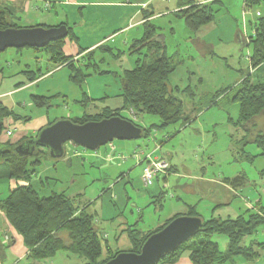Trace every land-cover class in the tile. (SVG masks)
Segmentation results:
<instances>
[{"label": "crops", "instance_id": "obj_1", "mask_svg": "<svg viewBox=\"0 0 264 264\" xmlns=\"http://www.w3.org/2000/svg\"><path fill=\"white\" fill-rule=\"evenodd\" d=\"M45 1L51 2L50 8L44 6ZM183 1L184 0H74L71 3H63L59 0H0V10L5 11L11 22H16L18 24L21 22L22 25H20L23 27H51L59 25L60 23H65L67 27L71 28L72 36L71 38L66 37L64 39L62 51L65 56L70 58L72 61L71 66H73L59 65L56 66V68L47 65L45 68L40 67L17 70L10 73L9 76H3L0 71V82L4 78L10 81L9 85L5 88H0V101L16 115L20 116L19 119H14L11 116L4 118L3 122L5 129L11 131L10 136L14 134L15 129H18V131L13 139H8L10 136L2 132L0 135V142L9 140L13 143L23 137L33 136L48 122L58 118H51L49 109L36 107L31 101V96H48L36 93V87L41 79L52 78L61 71V67L69 68V73H63L65 79L68 81H70V73H72L73 68L78 69L80 73L88 74V76L84 77L81 84L76 85L73 83L80 94V96L78 95L79 98H75L74 100L80 111L79 116L84 113H99L105 108L109 110L121 108L123 106L122 78L120 83L111 86L104 79L107 78L110 73H124V71L132 69L136 59L139 57L137 56L135 60H132V56L140 53H131L130 48L134 41L142 36V25L146 20H150L157 27L162 40L167 42V35L174 38L175 29H167L163 34L157 20L176 14L181 8ZM162 2H165V4H160ZM242 2L243 0H205L203 3L210 6L213 10L211 21L201 26L196 32L190 31V29L185 26L187 28L186 31H183L185 32V40L190 39L193 47H189V53L185 57H176L177 51L173 52V54H169L174 57L177 64L173 72L168 76V80H173L174 82L172 88L173 94L183 101V103L186 99H189L192 101V105L196 106L206 101L204 103V108L206 110L213 107L217 108V104L208 102L211 94L223 90L225 91L224 93H227L231 88L238 85L248 73H251L254 77V74H256L255 72H264V64L257 68L251 67L248 58L250 49L247 56L244 57L245 60L242 58V52L239 55L240 61L247 62V70L245 72L241 67L237 66V68H235L236 66L229 63L230 60L228 57L232 56L229 47L235 45L240 47L241 50L243 47H248L250 37L254 34V24L259 18L264 17V1L260 0L258 3L250 4L247 13H243L242 9L240 14L239 10L241 9ZM229 9L238 10V16L236 18L229 16ZM144 13H146V15L151 13V16L145 18ZM222 14L228 18V23L227 26L217 34V37H215L209 30H212L213 27L220 30V28L218 29L216 18ZM188 34L190 35L188 36ZM98 49L111 57V60L115 64V69H101L98 67L101 63L106 61L104 56L99 58L100 56L97 57V55H95ZM91 51H94V54L92 57L88 58L87 55ZM119 52L122 53L116 55ZM141 52L144 53L145 51L143 50ZM46 60L48 61V58ZM123 62H125L126 65H122ZM31 73L45 74L33 81H29L27 77L32 76ZM91 73L94 75L97 74L98 78L93 79ZM258 74H260L257 75L259 79L264 75V73ZM195 93L199 95L197 102L194 101ZM181 97H183V99ZM4 98H7L8 104L3 100ZM112 98L116 99V102L111 101ZM109 101L113 103L110 102L111 104L108 105L107 103H109ZM32 106L33 108L31 109ZM17 109H28L33 114L22 115ZM219 109H221V107ZM124 111L127 113L125 116L126 118L141 125L138 122V114L134 109L132 111L129 107L124 109L123 112ZM130 111H132L133 114L130 113ZM190 113L191 112L187 111V115ZM23 116H27L26 121L23 120ZM66 117L72 118L70 116ZM237 119L233 120L228 117L226 122H223L222 125H225L226 130L231 132L230 139L232 143L234 142V138L237 139L236 141L238 142L239 140L241 142L243 141L245 135H243L242 130L244 128L250 133L254 131L252 143H255L254 146H256L258 150L251 153L244 148L241 152V156L245 155L243 159L248 160V165L253 168V163L257 159L264 158V111L242 126L237 124ZM189 122H191V120L182 123L179 129ZM193 123L194 122H192V124ZM176 124L172 126L174 127ZM242 127L244 128L242 129ZM166 128H158V130L162 132L163 129ZM146 131L147 133L144 137H148L149 130ZM176 131L177 130H175V132ZM163 134L168 138L170 137V139L167 141L168 143L166 142L167 144L164 143V150L162 151V146L160 153H154V155L166 161L168 165L167 173L156 175L154 181H166L168 177L172 176L174 186H172V194H169L168 198L175 197L177 202L170 205V211L163 217L158 213L157 216L152 219V227L150 226L143 232H140L141 234L156 229L176 214H187L189 208H193L202 219H205L203 215H208L207 219L216 218L225 220L228 218L234 219L245 210L256 212L258 211L257 205L259 203L264 205V194L263 196L262 194L256 195L255 190L257 187L254 188V184H251L254 183V180L249 178L244 169L239 171L236 167V169L230 170L227 174H222L224 172H220L218 175L212 173L207 174V170L205 166H203L202 161L199 160L198 162L196 158H189L182 155L177 149L178 146L168 147L167 145L173 142L171 141V135L169 132H163ZM260 135H263L262 139L257 137ZM154 139H156V136ZM257 139H261L263 143L260 144ZM247 143H249V141H246L245 144ZM112 145L115 150H118L119 147L116 144L112 143ZM108 147L110 148L109 145ZM228 147L231 151V155L225 158L226 163H233L234 159V162L238 163L237 156H234V146L228 144ZM74 154L79 153L76 152ZM85 155H87V157L98 158V152H86ZM64 156L65 155H63L61 159L65 158ZM209 157L208 154L207 163L212 165V162L209 161L214 159V155L211 156V158ZM121 158V155L115 153V162L124 159ZM144 163L145 160L139 163L136 161V164L139 165V167L141 166V170ZM242 163L245 164V162ZM253 169L257 174V180H259L261 176H264V166H260V163L257 168ZM46 170H48V168H46ZM33 176L34 179H36V174ZM123 176H125V174H120L121 178ZM262 179L264 180V177ZM45 183L47 185L48 180H45ZM26 184H28V181L22 179L0 180V195L4 197L17 185ZM40 184L44 186V182L40 181ZM163 186H166V184L163 183L161 188H163ZM261 192L264 193V188L261 189ZM58 193H60V191ZM62 193L64 192L62 191ZM159 194L160 196L162 195V193ZM79 196L70 195L68 197H72L74 201H77ZM150 198L153 199L154 196L151 195ZM158 199L159 204L157 206L159 208L158 210L161 211L164 206L160 203V197ZM252 199H254V202H252ZM152 203L156 202L154 201ZM140 221L141 219L135 220L129 227L136 229ZM262 228L263 229L259 231V235L264 233V226ZM255 232L253 234H255ZM214 235L217 239L222 241V245L225 247L223 250L222 248L220 249V247L219 249L221 251H226L228 243L226 236L220 234ZM257 242L260 241L249 240L245 243L242 240L243 245H252L253 250L258 252L259 247ZM28 253L29 249L24 245L22 236L8 223L4 213L0 209V264H15L18 260L19 262L26 260V264H31V258H28ZM259 258L261 257L258 256L254 259L246 260L241 257L237 260L240 261L239 264L254 262L257 264ZM181 261H184L186 264H192L189 259L188 251L183 252L179 262L173 264H180Z\"/></svg>", "mask_w": 264, "mask_h": 264}, {"label": "rangeland", "instance_id": "obj_2", "mask_svg": "<svg viewBox=\"0 0 264 264\" xmlns=\"http://www.w3.org/2000/svg\"><path fill=\"white\" fill-rule=\"evenodd\" d=\"M160 4H165V2ZM241 10L242 5L241 9L239 10L240 14ZM229 13V16L234 18L238 16V10L229 9ZM177 15L179 14L177 13L170 17L159 18L157 21L163 34L164 31H167V29H175L174 38L167 35V42L165 41L166 54H173V52L177 51L176 57H185L189 53V47H193V44L190 39L185 40V32L183 31H186L187 28L185 27L184 19ZM216 22L218 24V29L220 28V30H217L216 27H213L212 30H209V32H211V34L215 37H217V34H219L222 29L227 26L228 18L222 14L217 16ZM20 24L22 25L21 22ZM189 35L190 34H188V36ZM229 49H231L230 53L232 54L231 57H228L230 60L229 63L233 66H236L235 68H237V66L241 67L245 72L247 70V62L240 61L239 55L242 52V58L245 60L244 57H246L247 53L249 52V46L243 47L241 50L240 47L234 45L233 47H229ZM103 54L104 53L99 51V49L95 52L97 57L100 56L99 58H101L104 56L106 59V61L101 63L98 67L101 69H115V64L111 60V57L106 53L104 55ZM137 56L142 57L143 53L140 52L138 55H133L132 60H135ZM47 57V53L38 49L35 50L29 47L7 48L0 54V71L2 72L3 76H9L10 73L17 70L35 69L40 67L45 68L47 65L56 67V65L46 60ZM122 65H126V63L123 62ZM61 68V71L55 74L52 78L41 79L38 86L36 87V93L49 96L47 103L50 105L49 114L51 118H59L61 116L63 118H68L66 116L76 118L79 116L80 111L74 100L75 98L78 99L80 94L76 86H74L72 82L66 80L65 76L63 75V73H69V68ZM255 73L256 74H254V77L257 78V75H260L258 73L263 72ZM91 75H93V79L98 78L97 74L94 75L91 73ZM122 77L123 76L121 72L110 73V75L104 80L111 86L113 84L120 83ZM260 78H264V75ZM9 83L10 81L4 78L0 82V88H5L7 85H9ZM168 84L172 89L174 84L173 80H168ZM195 94L194 101L197 102L199 95L197 93ZM181 98L183 99V97ZM113 99L114 98H112L111 101L116 102V99ZM3 100L8 104L7 98H4ZM111 101H109L107 104L110 105L113 103ZM191 102L192 101L189 99H186L184 102L186 120L183 119L174 127L170 126L166 129H163L162 132L158 130L159 127L156 125L159 122V119L156 115L137 112L139 117L138 122L141 124L140 126L145 130H149L148 137L141 135L137 139L113 140L100 146L96 150L75 146L71 142H67L68 144L65 147L69 146L70 149L67 151V154H64L65 158L55 161L49 156L46 157L38 169H36V179H34L33 176L30 184L34 186L40 195L43 196H48L52 192L59 191H63L67 196L81 195L77 201H74L73 199L72 200L74 205L77 207L82 208L83 206L87 205V212L93 216V221L95 224H97V227L100 230V239L102 245V253L100 258L107 256V247L112 252L116 253L121 251H130L133 246L129 237V230H135L136 232L139 231L138 233L141 235L140 232H143L150 226L152 227V219H154L158 213L161 217H163L170 211V205L177 202L175 197L168 198V195L172 194V186H174L172 182V176L168 177L166 181L159 180L156 182L157 180H153V183L146 187L141 181V166L139 167V165L136 164V161L139 163L141 159H144L147 153L153 150H155L154 153L156 154L160 153V149L164 143L170 139V137H166L163 132H169L171 135V141L173 142L168 144V147L178 146L177 149L182 155L189 158H196L198 162L199 160L202 161L203 166H205V169L207 170V174L212 173L218 175L220 172H224L222 174H227L230 170L236 169V167L239 169V171L244 169L249 178L254 180V183L251 184H254V188L257 187L255 190L256 195L258 196V194H262L263 196L264 193L261 192V189L264 188V180L262 179L264 176H261L260 179L257 180V174L254 172L253 168H257L259 163L260 166H264V158L257 159L253 163V168H251V166L248 165V160L243 159L245 155L241 156V152L244 148L251 153L258 150V148L254 146L255 143H252L254 131L250 133L247 132L244 127H242V129L244 128L242 133L245 135L243 141L241 142L239 140L238 142L236 141L237 139L234 138V142L232 143L230 139L231 132L226 130L225 125H222L223 122H226L228 117L233 120L238 118L237 103L231 102L227 98L221 100L220 105H217L223 110L219 109L218 107H213L209 110H206L204 108V103H200L195 106L192 105ZM32 108L33 106L31 109ZM123 110L124 109L121 110L120 114L121 116L125 117L127 113L125 111L123 112ZM131 110L133 111V108H131ZM17 111L22 115L33 114L28 109H17ZM132 111H130V113L133 114ZM187 111L191 113L187 115ZM190 120L191 122L179 129V126L182 123L188 122ZM192 122L194 123L192 124ZM175 130L177 131L175 132ZM17 131L18 129H15L14 134L8 137V139H13ZM155 136L156 139H154ZM234 136L238 137L237 135ZM245 141H249V143L245 144ZM112 143L119 147L118 150L114 149ZM228 144L234 146V156H237L238 163L234 162L235 159L233 160V163H226L225 158L231 155ZM41 149L42 151L45 150L43 147H41ZM163 150L164 146L162 148V151ZM76 152L79 154H74ZM86 152H98V158L87 157V155H85ZM115 153H118L124 159L121 158L122 160H117L115 162ZM208 154L210 156L209 158L214 155V159L209 161L212 162V165L207 163ZM242 162H245V164ZM46 168H48V170H46ZM165 173H167V169L163 174ZM120 174H125V176L121 178ZM45 180H48L47 185ZM40 181L44 182V186L40 184ZM163 183L166 184V186H163L164 189L161 188ZM159 193H162V195L160 196ZM151 195L154 196L153 199L150 198ZM159 197L161 200L160 203L164 206L163 210L161 211L158 210L159 208L157 206L159 204ZM253 200L254 199H252V202H254ZM154 201L156 203H152ZM203 216L205 218L204 220L207 221L208 215ZM137 219H141L138 227L136 229L129 227V225L133 224V222ZM263 226H260V228L258 227L255 234L245 236L243 241L245 243L249 240H259L260 242L264 241V233L259 235V231L263 229ZM64 233L65 232H62L63 235ZM207 238L217 242L220 249H225V247L222 245V241L217 239L214 234H209ZM181 255L182 253L177 259H175L174 262L165 260L160 261L158 264L178 263ZM228 257L229 258L226 259L222 264H239L240 261L237 259H240L241 256ZM260 257L261 258H259L257 264H264V252H262ZM30 263L84 264L86 263V260L73 253L59 251L51 258L40 261L31 259ZM15 264H26V260H22L20 262L18 260ZM180 264L186 263L181 261ZM248 264H256V262Z\"/></svg>", "mask_w": 264, "mask_h": 264}, {"label": "trees", "instance_id": "obj_3", "mask_svg": "<svg viewBox=\"0 0 264 264\" xmlns=\"http://www.w3.org/2000/svg\"><path fill=\"white\" fill-rule=\"evenodd\" d=\"M259 1L248 0L247 3L249 6ZM177 13L179 14L177 16L184 19L185 26L193 32L211 21L213 16V10L210 6L204 3L197 4L195 0H184ZM149 16L151 13L148 15L144 13L145 18ZM8 26L23 27L16 22H11L5 11L0 10V29ZM142 26V36L134 41L130 52L140 53L143 50L145 52L142 57L136 59L131 70L122 73L123 106L115 110L105 108L95 114L84 113L76 118H70L72 121L83 123L112 115L121 116V110L129 107L136 112L156 115L159 119L157 125L159 128L172 126L186 118L183 101L173 94V89L168 84V76L173 72L177 63L172 55L166 54V44L161 39L157 27L150 20H146ZM67 28L66 37L71 38V28ZM65 38L52 41L42 48L33 49L47 53L48 61L56 64V66L73 67L70 58L65 56L62 51ZM249 48L251 67L257 68L264 64V17L259 18L254 24V34L250 37ZM93 54L94 51H91L87 57H92ZM93 64L97 65L96 63ZM44 74L31 73L32 76L27 77V79L33 81ZM86 76L88 74L80 73L78 69L73 68L72 73H70V81L79 85ZM224 92L223 90L211 94L208 102L220 105V101L227 98L229 101L237 102L239 105L238 125L246 124L250 119L264 111V78H255L251 73H248L238 85L231 88L227 93ZM48 98L49 96L32 95L31 101L38 108L49 109ZM10 116L14 119L20 117L0 101V135L6 130L4 118ZM22 118L24 121L27 120V116ZM130 121L138 125L133 120ZM146 133L147 131L142 128V135L144 136ZM262 136L257 137L262 139ZM31 137L26 136L13 143L9 140L0 142V180L22 179L28 181L26 185L14 187L6 196L1 197L0 195L1 211L8 223L22 236L24 245L29 249L28 257L31 259L40 261L51 258L59 251H66L84 258L86 260L84 264H103L112 258L116 252H112L107 247V256L100 258L102 253L100 230L94 223L93 216L87 212V205L82 208L75 206L72 198L62 192H52L48 196L40 195L30 184L36 169L48 157L47 150L42 151L40 146H36L33 153L26 156H18L14 152L16 144ZM261 139H257L260 144L263 143ZM257 206L258 211L245 210L234 219L210 218L207 221L203 219L201 228L191 238L180 244L173 253L162 257L157 264L165 260L174 262L185 251H188L192 264H222L229 258L228 256H241L246 260L260 256L261 252L264 251V242H257L258 252L253 250L252 245L245 246L242 244L245 236H250L258 227L264 225V205L259 203ZM179 215L183 214L174 215L156 229L145 234L140 235L135 230H129V237L133 246L130 251L138 252L143 241L151 233L161 229L171 219ZM185 215L200 216L193 208H189ZM62 232H65L64 235ZM209 234L226 236L228 239L226 251H221L216 242L209 240L207 238Z\"/></svg>", "mask_w": 264, "mask_h": 264}, {"label": "water", "instance_id": "obj_4", "mask_svg": "<svg viewBox=\"0 0 264 264\" xmlns=\"http://www.w3.org/2000/svg\"><path fill=\"white\" fill-rule=\"evenodd\" d=\"M65 24L44 27H11L0 29V52L7 48H42L52 41L65 38ZM142 128L127 118L112 115L99 120L77 123L69 118H57L39 129L34 137L27 138L14 146L18 156L33 153L36 146L47 150L48 156L59 160L64 155L65 143L96 150L113 140L137 139ZM198 215H179L161 229L151 233L141 244L138 252L121 251L103 264H157L166 254L191 238L202 226Z\"/></svg>", "mask_w": 264, "mask_h": 264}, {"label": "built area", "instance_id": "obj_5", "mask_svg": "<svg viewBox=\"0 0 264 264\" xmlns=\"http://www.w3.org/2000/svg\"><path fill=\"white\" fill-rule=\"evenodd\" d=\"M60 2L63 3H71L74 0H59ZM205 0H195V3L199 4V3H203ZM248 0H243L242 2V9H243V13H247L248 11ZM44 6L46 8H50L51 7V2L50 1H45L44 2ZM5 134L7 136L11 135V131L10 130H5ZM67 145V143L65 144V146ZM69 150V146L64 148V153H67V151ZM155 150L147 153L144 157V159H141L140 162H142V160H145V163L142 166V170H141V181L143 183L144 186H149L153 183L154 177L159 174V173H164L167 169V163L166 161L162 160L161 158H158L156 155H154Z\"/></svg>", "mask_w": 264, "mask_h": 264}]
</instances>
